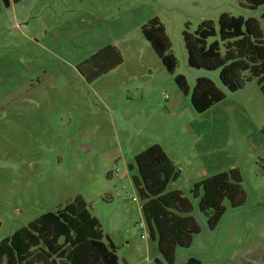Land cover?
<instances>
[{"label":"rangeland","instance_id":"rangeland-1","mask_svg":"<svg viewBox=\"0 0 264 264\" xmlns=\"http://www.w3.org/2000/svg\"><path fill=\"white\" fill-rule=\"evenodd\" d=\"M246 0H23L0 6V241L43 214L82 200L116 248L119 264H168L150 237L134 180L135 157L159 145L199 233L173 264H264V97L255 81L236 92L219 71L187 64L183 33L223 13L254 18ZM157 18L176 60L168 73L142 27ZM106 46L123 59L88 84L77 67ZM183 76L184 95L175 83ZM205 78L224 99L203 114L190 95ZM236 170L245 201L211 230L191 191ZM143 224V227L140 226ZM143 237V238H142ZM106 242V239L104 238Z\"/></svg>","mask_w":264,"mask_h":264},{"label":"trees","instance_id":"trees-1","mask_svg":"<svg viewBox=\"0 0 264 264\" xmlns=\"http://www.w3.org/2000/svg\"><path fill=\"white\" fill-rule=\"evenodd\" d=\"M23 0H0L5 8ZM242 6L255 10L264 0H246ZM264 19V14L261 17ZM142 35L172 74L176 60L170 53V42L157 18L142 27ZM187 64L192 69L219 71V81L230 92H236L255 81L264 97V28L254 18L233 17L223 13L217 20L203 21L193 34L183 33ZM123 63L115 46H106L77 67L80 76L91 84ZM179 90L188 95L183 76H176ZM223 93L208 79L199 78L190 95L193 111L203 114L222 102ZM140 181L134 185L143 202L142 213L158 249L168 264H173L176 247L189 248L199 233L195 220L189 216L190 202L180 191L166 192L178 179L174 165L159 145H153L135 157ZM241 178L236 170L220 173L197 183L191 191L199 198V210L213 230L225 212L223 202L231 208L244 204ZM106 239V242L104 241ZM158 264V262H156ZM0 264H119L116 248L104 237L101 226L86 204L79 199L55 213L40 216L11 237L0 241ZM187 264H201L189 259Z\"/></svg>","mask_w":264,"mask_h":264},{"label":"built area","instance_id":"built-area-1","mask_svg":"<svg viewBox=\"0 0 264 264\" xmlns=\"http://www.w3.org/2000/svg\"><path fill=\"white\" fill-rule=\"evenodd\" d=\"M141 227H143V224H140ZM143 238V237H142Z\"/></svg>","mask_w":264,"mask_h":264},{"label":"crops","instance_id":"crops-1","mask_svg":"<svg viewBox=\"0 0 264 264\" xmlns=\"http://www.w3.org/2000/svg\"><path fill=\"white\" fill-rule=\"evenodd\" d=\"M164 151V150H163Z\"/></svg>","mask_w":264,"mask_h":264}]
</instances>
